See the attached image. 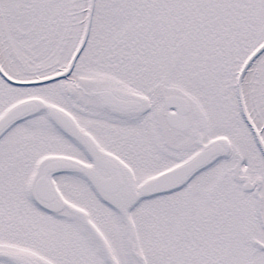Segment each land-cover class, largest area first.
<instances>
[{
  "label": "snow or ice",
  "instance_id": "6c2138e0",
  "mask_svg": "<svg viewBox=\"0 0 264 264\" xmlns=\"http://www.w3.org/2000/svg\"><path fill=\"white\" fill-rule=\"evenodd\" d=\"M0 264H264V0H0Z\"/></svg>",
  "mask_w": 264,
  "mask_h": 264
}]
</instances>
